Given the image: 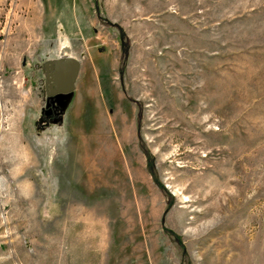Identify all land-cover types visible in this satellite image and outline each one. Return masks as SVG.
<instances>
[{"label":"rangeland","instance_id":"obj_1","mask_svg":"<svg viewBox=\"0 0 264 264\" xmlns=\"http://www.w3.org/2000/svg\"><path fill=\"white\" fill-rule=\"evenodd\" d=\"M0 264H264V0H0Z\"/></svg>","mask_w":264,"mask_h":264},{"label":"water","instance_id":"obj_2","mask_svg":"<svg viewBox=\"0 0 264 264\" xmlns=\"http://www.w3.org/2000/svg\"><path fill=\"white\" fill-rule=\"evenodd\" d=\"M44 67L49 75L52 72L51 75L57 86L49 94L56 96V100L61 106V112H64L75 93L76 81L81 72V62L77 57L69 55L48 60Z\"/></svg>","mask_w":264,"mask_h":264},{"label":"flooded vegetation","instance_id":"obj_3","mask_svg":"<svg viewBox=\"0 0 264 264\" xmlns=\"http://www.w3.org/2000/svg\"><path fill=\"white\" fill-rule=\"evenodd\" d=\"M44 71H45V86H46V106L43 109L44 114L47 116L50 120H56L58 118H61L63 116L64 112H61V106L59 105V101L56 100V96H52L49 94L50 91L55 87V81L54 77L51 75L52 72H50V75L48 74V71H46L44 65H43ZM70 104V103H69Z\"/></svg>","mask_w":264,"mask_h":264}]
</instances>
